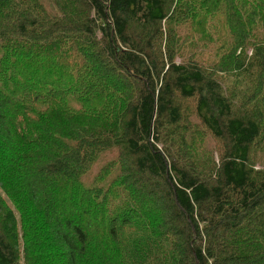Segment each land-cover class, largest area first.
<instances>
[{
  "label": "trees",
  "instance_id": "trees-1",
  "mask_svg": "<svg viewBox=\"0 0 264 264\" xmlns=\"http://www.w3.org/2000/svg\"><path fill=\"white\" fill-rule=\"evenodd\" d=\"M45 1L0 0V264H264V0Z\"/></svg>",
  "mask_w": 264,
  "mask_h": 264
},
{
  "label": "rangeland",
  "instance_id": "rangeland-1",
  "mask_svg": "<svg viewBox=\"0 0 264 264\" xmlns=\"http://www.w3.org/2000/svg\"><path fill=\"white\" fill-rule=\"evenodd\" d=\"M44 6L47 7L48 11L51 12L52 14H56V15H60L61 14V10L60 7H58L56 0H46L45 2H43ZM224 36V35H223ZM218 42H214L213 44V55L214 58L217 59V55H215L216 50L218 49ZM2 55V50H0V56ZM73 104V103H72ZM79 103H75L73 104L74 107H79ZM212 139L210 138V136H208L206 138V142L203 143L202 147L205 150H210L211 144H212ZM20 147V146H19ZM200 150V149H199ZM20 151L23 152L24 150L21 149L20 147ZM16 153V152H15ZM15 153H12V155H15ZM118 151L116 150L115 146L111 147L109 149L104 150L103 152L98 153L97 159L96 161L91 165V170L88 171L87 173H84V175L81 177L82 182L84 183L85 186H98L103 184V186H106L111 178L115 175L119 173V168L114 166V169L111 171L110 175H107L106 177H104L103 179L100 178L97 181L95 180V176L97 175V173H100V170L102 168H104V166L109 163L111 160H115L117 161L118 159ZM220 157L219 152L215 153V159L218 160ZM255 161H256V166L258 168L263 167L264 166V144L262 145V148L259 150V153L257 156H255ZM15 159L9 157V159H7V162L2 164L1 167H5L6 165H14ZM11 206V203H10ZM17 216L19 215V213H17Z\"/></svg>",
  "mask_w": 264,
  "mask_h": 264
}]
</instances>
